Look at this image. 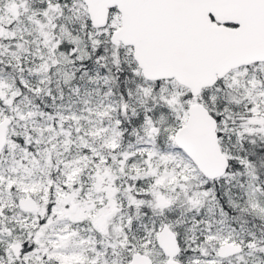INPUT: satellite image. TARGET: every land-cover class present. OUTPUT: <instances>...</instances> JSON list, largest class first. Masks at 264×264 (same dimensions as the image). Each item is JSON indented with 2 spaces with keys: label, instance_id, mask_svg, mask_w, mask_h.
Segmentation results:
<instances>
[{
  "label": "snow or ice",
  "instance_id": "snow-or-ice-1",
  "mask_svg": "<svg viewBox=\"0 0 264 264\" xmlns=\"http://www.w3.org/2000/svg\"><path fill=\"white\" fill-rule=\"evenodd\" d=\"M0 264H264V0H0Z\"/></svg>",
  "mask_w": 264,
  "mask_h": 264
}]
</instances>
